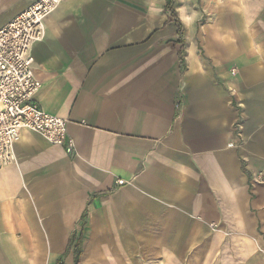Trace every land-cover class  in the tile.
I'll use <instances>...</instances> for the list:
<instances>
[{
	"label": "crops",
	"instance_id": "obj_1",
	"mask_svg": "<svg viewBox=\"0 0 264 264\" xmlns=\"http://www.w3.org/2000/svg\"><path fill=\"white\" fill-rule=\"evenodd\" d=\"M37 0H0V29ZM0 170V264H264V0H61ZM123 180L125 185L117 186Z\"/></svg>",
	"mask_w": 264,
	"mask_h": 264
},
{
	"label": "built area",
	"instance_id": "obj_2",
	"mask_svg": "<svg viewBox=\"0 0 264 264\" xmlns=\"http://www.w3.org/2000/svg\"><path fill=\"white\" fill-rule=\"evenodd\" d=\"M61 0H37L0 29V170L14 160V144L28 130L72 151L66 121L34 101L41 84L32 70L30 48L44 35V20ZM123 180L117 186L125 185Z\"/></svg>",
	"mask_w": 264,
	"mask_h": 264
}]
</instances>
